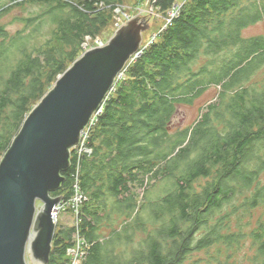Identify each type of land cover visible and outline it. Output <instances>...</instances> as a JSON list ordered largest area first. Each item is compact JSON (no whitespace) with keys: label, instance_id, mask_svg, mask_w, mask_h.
<instances>
[{"label":"trees","instance_id":"16d2710c","mask_svg":"<svg viewBox=\"0 0 264 264\" xmlns=\"http://www.w3.org/2000/svg\"><path fill=\"white\" fill-rule=\"evenodd\" d=\"M74 1L83 9L70 0L17 1L23 11L38 9L15 15V31L0 23V160L31 106L122 3ZM176 1L151 5L165 17ZM19 4L2 5L0 20ZM261 21L264 0H188L128 65L90 131L91 153L79 163L88 197L81 234L91 244L82 264H184L214 246L206 264H233L245 239L253 251L248 263L264 264V212L247 229L234 217L264 206V35L242 34ZM211 86L219 88L217 99L200 120L171 130L178 106ZM75 160L52 196L70 198ZM153 191L161 193L148 201ZM231 217L239 221L234 228ZM73 233L57 228L47 264H67Z\"/></svg>","mask_w":264,"mask_h":264},{"label":"water","instance_id":"95a60500","mask_svg":"<svg viewBox=\"0 0 264 264\" xmlns=\"http://www.w3.org/2000/svg\"><path fill=\"white\" fill-rule=\"evenodd\" d=\"M147 17H133L107 43L83 51L12 139L0 160V264H28L27 253L33 261L49 262L56 229L52 213L61 199L51 193L65 179L61 173L70 166L80 131L140 49Z\"/></svg>","mask_w":264,"mask_h":264},{"label":"rangeland","instance_id":"374dc122","mask_svg":"<svg viewBox=\"0 0 264 264\" xmlns=\"http://www.w3.org/2000/svg\"><path fill=\"white\" fill-rule=\"evenodd\" d=\"M73 1L70 0V2H72V4L77 5L79 8L83 9V7L80 5V3L78 1H74V2ZM12 2H13V0H6L5 2H4V0H0V7L2 5L5 6L7 4L10 6L12 5V7H13L14 5ZM18 2H21V0H19ZM18 2H15V3L19 4ZM21 6L22 5L19 4V5H17V7L13 8L12 10H8V13L0 20V23L7 25V29L9 31H15L16 29L20 28V24L17 21H14V22L12 21L15 15L19 16V17L25 16V15L30 13V12L26 11V9H28V10H31V9L34 10L36 8L38 9L37 5H33L34 7L28 6L25 8V11H23ZM96 6H98L97 7L98 9H102V8L106 9V7H104L103 5H100V4H98ZM170 11L167 14L168 16H170ZM147 15H148L147 22H148L149 27L143 32V42L141 44L142 47H144V46L147 47L151 42H153L155 40L158 33L160 32V30L163 27L164 20H165L163 18L164 17L163 14L155 11V9L153 10L152 5H151V0H122V3L119 4L116 7V9L114 10L112 20L108 23V25L106 27L102 28V30L99 31V33L97 34V36L94 39H91L88 36L85 37L84 43L82 44L83 49L81 52L83 53V51H86L91 47L97 46L99 42L103 43V44L107 43L110 40V38L113 36L115 30L120 25L125 24L129 20H132L133 17H135V16H143L144 17ZM139 19L144 20L143 18H139ZM242 34H243V36H246V37L254 36V35H260V34L264 35V21L257 22L255 24H252V25L246 27L242 31ZM124 75H125V73H124ZM110 89H111V87H110ZM218 89H219L218 87L211 86L199 98L194 100V102L191 105H186V104L179 105L178 111L176 112V114L172 118V122H171L172 126L170 129L171 130L182 129V128H185L188 126H192L194 123H196L198 120H200L201 114L204 113L207 109L206 106L208 104L216 101ZM108 93H109V91H108ZM32 107H34V105L31 106V108ZM193 155H194V151L191 152V156H193ZM200 182L201 183L205 182V180H200ZM136 189H137L136 191L139 194L138 203H143L144 202V197L142 196L143 195V188L138 187ZM160 193H161L160 191H153L151 194L148 195L147 200L152 201V199L156 198ZM76 198H77L76 196H75V198H70L68 200V203L66 204V207L70 208V206H71L72 209L71 208L66 209V207H64L63 208L64 210H60V212L58 213V221L56 222L57 225L55 224V227H56L55 232H56L57 228L58 229L59 228H68V227L75 226L76 223L79 224L77 216H79L81 218L83 213H82L81 205H80L79 209L77 208L78 202L76 201ZM240 201H242V199H240ZM146 203H148V202H146ZM40 204H41V202L37 201V205H40ZM263 212H264V206L263 207L260 206L258 208L253 209L249 215L246 214V215L234 216V217H236V219L239 216H242L240 222L244 226H237L239 221H237L234 217H231V219H232L231 226L233 228L237 226V227H243L244 229H247L248 223H249V225H250L249 228H252L255 226L256 218L260 214H262ZM87 219H89V218H87ZM78 227H79V229L82 230L81 220H80V226H78ZM75 232L76 231L74 230L70 244L73 243V240L76 237ZM215 248L216 247H211L210 252H209V250H204L201 252H194L184 264H206V262H208V259L210 260L211 259L210 257L214 254ZM252 253H253V251H252V248L250 247V240L245 239L244 245L242 246V248H240L234 254L235 261L233 264H249L248 262H250V261H248L247 258L250 255H252ZM26 260H27L28 264H36L38 262V261L37 262L33 261L30 258V255L28 253L26 254ZM39 264H42V263L39 262ZM212 264H215V263H212Z\"/></svg>","mask_w":264,"mask_h":264},{"label":"built area","instance_id":"2783aa9c","mask_svg":"<svg viewBox=\"0 0 264 264\" xmlns=\"http://www.w3.org/2000/svg\"><path fill=\"white\" fill-rule=\"evenodd\" d=\"M188 0H177L171 9L167 11H170V16L166 14L165 17H163L164 20V25L163 27L168 26L172 19L179 14L180 8ZM101 5V4H100ZM119 26V25H118ZM103 43H98L97 46L102 45ZM145 48L140 47V49L131 57V59L127 62V64L124 66V68L118 73L116 78L114 79L113 85L111 89L109 90V93L105 96L103 99L102 103L99 105V107L95 110V112L92 114L90 117L88 123L86 126L80 131V139L77 145H75L71 150H70V164H72L71 159H76L75 160V169L76 173H72V181H71V196L70 198H76L77 203V208L79 209L80 205L81 207L85 203V201H88V197L82 192L81 187H80V180H79V163L80 160L83 156L86 154L91 153V148L88 146V141H89V136H90V131L92 127L94 126L95 122L97 121L98 116L102 112V107L103 104L105 103L106 98L115 90L116 85L124 78V73H126V69L128 65L133 62L142 52V50ZM69 198V199H70ZM65 200L63 198L60 199L59 203L55 206V209L53 210V220L54 223L58 221V213L60 210H64L63 208L66 207V204L68 203V200ZM71 208V206H70ZM66 207V209H70ZM72 209V208H71ZM81 210V209H80ZM78 217L79 224L76 223L75 226H73L74 230L76 231V237L73 240V243L70 244V246L67 248V256H68V262L67 264H82V261L85 259L87 256L91 244L87 242V240L83 237L81 234V229H79L78 226H80V217ZM57 225V224H56Z\"/></svg>","mask_w":264,"mask_h":264},{"label":"bare ground","instance_id":"6f19581e","mask_svg":"<svg viewBox=\"0 0 264 264\" xmlns=\"http://www.w3.org/2000/svg\"><path fill=\"white\" fill-rule=\"evenodd\" d=\"M94 6H95V5H94ZM97 7H98V6H97ZM171 8H172V7H171ZM33 18H34V17H33ZM117 25H118V24H117ZM3 26H4V25H3ZM7 32H8V31H7ZM10 35H11V34H10ZM5 38H6V37H5ZM129 67H130V66H129ZM94 127H95V126H94ZM72 163H73V162H72ZM83 165H84V164H83ZM106 182H107V181H106ZM80 183H81V182H80ZM102 184H103V183H102ZM109 186H110V185H109ZM107 187H108V186H107ZM103 189H104V188H103ZM103 189H102V190H103ZM82 190H83V189H82ZM245 191H246V190H245ZM60 192H61V191H60ZM95 192H96V191H95ZM58 193H59V192H58ZM88 193H89V192H88ZM246 193H247V192H246ZM99 194H100V193H99ZM86 195H87V194H86ZM61 196H62V195H61ZM64 196H65V195H64ZM68 197H69V196H68ZM261 200H262V199H261ZM93 202H94V201H93ZM141 204H142V203H141ZM246 207H247V206H246ZM136 212H137V211H136ZM116 215H117V213H116ZM124 218H125V217H124ZM115 219H116V218H115ZM118 219H119V218H118ZM117 221H118V220H117ZM132 221H133V220H132ZM134 223H135V222H134ZM144 223H145V222H144ZM146 223H147V222H146ZM148 223H149V222H148ZM167 223H168V222H167ZM217 223H218V222H217ZM260 223H261V222H260ZM218 224L221 225L220 223H218ZM143 225H144V224H143ZM104 227H105V226H104ZM119 227H120V226H119ZM131 227H132V225H131ZM218 227H219V226H218ZM102 228H103V227H102ZM104 229H105V228H104ZM104 229H103V230H104ZM106 229H107V228H106ZM150 229H151V228H150ZM219 229H220V228H219ZM160 230H161V229H160ZM217 230H218V229H217ZM111 231H112V229H111ZM149 231H150V230H149ZM136 233H137V232H136ZM141 233H142V232H141ZM135 235H136V234H135ZM141 235H142V234H141ZM33 236H34V234L31 235V238H32ZM144 236H145V235H144ZM214 236H215V235H214ZM220 236H221V235H220ZM239 236H240V235H239ZM127 237H128V236H127ZM141 237H142V236H141ZM237 237H238V236H237ZM91 238H92V237H91ZM217 238H218V237H217ZM53 239H54V238H53ZM132 239H133V238H132ZM162 239H163V238H162ZM234 239H235V238H234ZM236 239H237V238H236ZM164 240H165V239H164ZM226 240H227V239H226ZM215 241H216V240H215ZM224 242H225V241H224ZM224 242H223V243H224ZM220 243H221V242H220ZM226 243H227V242H226ZM228 243H229V242H228ZM228 243H227V244H228ZM130 244H131V243H129V245H130ZM214 244H215V243H214ZM229 244H230V243H229ZM241 245H242V244H241ZM263 245H264V244H263ZM214 247H215V246H214ZM225 248H226V246H225ZM117 249H118V248H117ZM117 249H116V251H118ZM89 250H90V249H89ZM220 250H221V249H220ZM220 250H219V251H220ZM122 251H123V250H122ZM221 251H222V250H221ZM227 253H228V252H227ZM230 253H231V252H230ZM50 255H51V254H50ZM211 255H212V254H211ZM28 257H29V256H28ZM122 259H123V258H122ZM125 259H126V258H125ZM208 260H209V259H208ZM213 260H214V259H213ZM216 260H217V259H216ZM35 262H37V261H35ZM225 262H227V261H225ZM36 264H39V262H37Z\"/></svg>","mask_w":264,"mask_h":264},{"label":"flooded vegetation","instance_id":"af4514ba","mask_svg":"<svg viewBox=\"0 0 264 264\" xmlns=\"http://www.w3.org/2000/svg\"><path fill=\"white\" fill-rule=\"evenodd\" d=\"M17 1H19V0H13V2H12V3H13V5H14V3H15V2H17ZM11 6H12V5H11Z\"/></svg>","mask_w":264,"mask_h":264},{"label":"clouds","instance_id":"9594fccd","mask_svg":"<svg viewBox=\"0 0 264 264\" xmlns=\"http://www.w3.org/2000/svg\"><path fill=\"white\" fill-rule=\"evenodd\" d=\"M122 25H123V24H122ZM122 25H120V26H122ZM120 26H119V27H120ZM119 27H118V28H119ZM141 46H142V45H141ZM141 46H140V47H141Z\"/></svg>","mask_w":264,"mask_h":264}]
</instances>
